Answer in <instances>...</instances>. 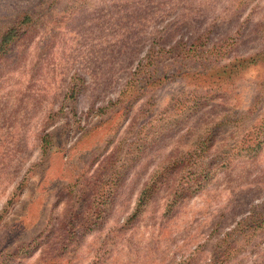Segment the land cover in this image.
I'll use <instances>...</instances> for the list:
<instances>
[{
	"label": "rangeland",
	"instance_id": "1",
	"mask_svg": "<svg viewBox=\"0 0 264 264\" xmlns=\"http://www.w3.org/2000/svg\"><path fill=\"white\" fill-rule=\"evenodd\" d=\"M0 264H264V0H0Z\"/></svg>",
	"mask_w": 264,
	"mask_h": 264
},
{
	"label": "trees",
	"instance_id": "2",
	"mask_svg": "<svg viewBox=\"0 0 264 264\" xmlns=\"http://www.w3.org/2000/svg\"><path fill=\"white\" fill-rule=\"evenodd\" d=\"M15 36H18L16 30H13V28L8 29L2 37L1 48H5Z\"/></svg>",
	"mask_w": 264,
	"mask_h": 264
}]
</instances>
